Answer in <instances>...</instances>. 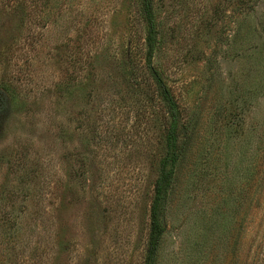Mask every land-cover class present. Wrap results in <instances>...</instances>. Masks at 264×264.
Here are the masks:
<instances>
[{"label":"rangeland","instance_id":"rangeland-1","mask_svg":"<svg viewBox=\"0 0 264 264\" xmlns=\"http://www.w3.org/2000/svg\"><path fill=\"white\" fill-rule=\"evenodd\" d=\"M180 109L156 264H264V0H152ZM141 0H0V264H143L167 114Z\"/></svg>","mask_w":264,"mask_h":264},{"label":"trees","instance_id":"trees-1","mask_svg":"<svg viewBox=\"0 0 264 264\" xmlns=\"http://www.w3.org/2000/svg\"><path fill=\"white\" fill-rule=\"evenodd\" d=\"M141 13L146 25L145 67L150 71L156 88L163 101L167 114L166 133L164 135V152L158 164V176L153 184V197L149 207V232L143 264H156L157 252L164 229L161 225V215L167 200L169 188L177 161L179 149L177 146L178 129L180 125V109L175 98L165 87L161 78L154 72L152 59L158 48L157 30L154 20L152 0H141Z\"/></svg>","mask_w":264,"mask_h":264}]
</instances>
